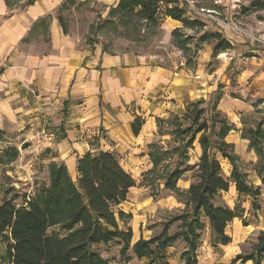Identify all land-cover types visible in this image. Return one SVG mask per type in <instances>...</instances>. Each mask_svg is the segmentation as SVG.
<instances>
[{"label":"crops","instance_id":"0c3cea01","mask_svg":"<svg viewBox=\"0 0 264 264\" xmlns=\"http://www.w3.org/2000/svg\"><path fill=\"white\" fill-rule=\"evenodd\" d=\"M72 1L36 0L27 5L25 0V4L9 5L7 0H0V153L7 147H15L19 151V158L15 162L8 166L0 165V175L3 169L18 163L28 170L23 155H33L35 160L46 166L51 162L63 163L75 181L78 158L86 153L101 151L122 157L129 173L135 165L142 179L141 176L152 168L149 147L161 137L158 135L157 120L165 122L172 116L181 117L188 103L209 99L219 86L212 83L216 72H205L207 62L202 57L197 58V66L191 69L185 67L183 59L179 60L180 63L171 61L168 65H162L157 62V56L133 52L110 53L102 45L90 44L71 34L70 28L63 22L64 33L59 22V18H62L59 9L69 8ZM77 1L79 4L88 0ZM90 1L96 3L101 15H107V22L114 21L115 18L109 17V14L117 8L119 0ZM179 6L182 7V4ZM163 10L164 7H161L156 23L148 25L157 27V33L171 42L172 31L181 30L183 26L165 17ZM189 15L187 12L186 18L203 24L204 27L197 30L200 36L208 32L206 20L202 17L189 18ZM142 23L146 24V21ZM225 35L233 46L232 41H237L233 38L235 35L228 30ZM176 51L180 56L181 52ZM225 72L226 68L220 70L221 75ZM240 76L241 79L245 76L251 79L249 84L246 83L249 85L247 92L244 87L239 90L245 98L235 99L224 93L218 110L235 129L227 135L226 143L233 145L235 153L237 148L242 147L249 162L255 163V154L247 151V141L240 138L239 119L242 115L252 114L254 100L264 99V71L248 74L242 71ZM239 85L242 88L241 80ZM136 117L144 121L137 136L130 126ZM42 127L52 128L56 135L55 142L44 145L45 150L28 146V149H22V145ZM193 150L195 163L191 165L189 162L191 166L198 163L201 155L196 142ZM236 155L243 158L241 154ZM217 159L228 165L229 175L225 177H229V163L220 157ZM187 175L190 178L184 180ZM191 175V172L186 173L179 181L181 191L188 189ZM254 182V185H260L256 178ZM232 191L238 198L231 184L227 193L220 194V200L221 196ZM162 193L163 197L154 201L148 209L150 212L164 209L170 215L172 209H182L172 193L164 190ZM237 219L241 220L235 218L228 225L236 227L237 238L229 236V245L212 247L219 253V259L201 257L199 246L198 264H230L234 257L242 253V247L252 232L239 230L235 225ZM161 226L149 229L142 225L137 231L131 227L132 243L140 238L150 239L161 231ZM175 231L176 227L173 226L169 233ZM183 248V244L177 243L167 249L169 264H181L179 256Z\"/></svg>","mask_w":264,"mask_h":264},{"label":"trees","instance_id":"16d2710c","mask_svg":"<svg viewBox=\"0 0 264 264\" xmlns=\"http://www.w3.org/2000/svg\"><path fill=\"white\" fill-rule=\"evenodd\" d=\"M34 1L27 0L26 4L31 5ZM7 3L11 5L10 0ZM181 4L182 7L176 0H119L109 17H119L120 21L137 17L154 25L163 6L165 17L182 23L181 30L171 33L172 45L190 66L191 38L182 30L197 31L204 26L197 20L186 18L185 0H181ZM245 11H264V0L252 1ZM59 22L66 33L62 18ZM211 42L212 57L233 50L221 34L206 32L197 39L195 51ZM231 97L237 99L234 95ZM221 99V87L218 86L207 107L204 100L188 103L181 117L172 116L178 144L171 149L156 145L149 147L152 168L141 176L142 182L151 190L172 193L182 205L178 214L165 220L158 234L132 243V230L127 226V220L132 216L125 214L121 206L126 203L129 191L136 186L135 180L113 153H86L77 160L75 181L63 163L51 162L47 166L46 181L35 184L33 192L20 198L21 204L15 203L17 196L8 198L12 190L4 191L5 195L0 198V264H110L99 249L114 242L120 246L119 255L125 263L135 259L144 264H169L167 249L181 243L184 246L179 256L181 264H198L197 250L204 230L210 233L211 247L229 245L231 238L226 235V229L235 218H239L240 211L238 206L231 209L222 203L220 194L227 193L232 184L238 198L251 201L254 213L261 211L264 99L252 103L251 115L240 117V138L247 141V151L255 154L254 164L242 162L233 145L226 143L227 135L235 129L218 110ZM162 124L163 121L157 120L159 136L162 135ZM143 125L144 121L136 117L130 125L132 133L137 136ZM195 142L201 155L198 163L191 166L188 152ZM173 155L172 169L161 168ZM217 156L229 163V177L223 175ZM18 158L17 148L7 147L0 153V165L8 166ZM189 172L192 174L191 183L186 191H181L178 183ZM251 175L259 180V186L250 181ZM173 226L176 231L170 234ZM247 262L264 264V231L258 232L248 253L237 255L230 264Z\"/></svg>","mask_w":264,"mask_h":264},{"label":"rangeland","instance_id":"374dc122","mask_svg":"<svg viewBox=\"0 0 264 264\" xmlns=\"http://www.w3.org/2000/svg\"><path fill=\"white\" fill-rule=\"evenodd\" d=\"M176 1L179 5L181 4V0ZM252 1L254 0H228V3L220 4L216 3L218 0H185L186 5H184V8L186 12L190 14L189 18L201 17L197 13V10L201 8L213 10L215 14L212 16L215 21L208 20L205 24L208 28V32H217L221 34L223 38H226L225 34L228 30L235 35L233 38L235 37L237 40L236 42L232 41V51L212 57V42L203 44L199 47L197 52L195 51L194 46L200 36V31L182 30L184 35L191 38L189 45L190 52L188 53V56H190L192 60L190 66L186 65L182 53L180 56L177 55L178 53L176 48L173 47L172 41H167L164 35L157 33V27L142 23L137 17H131L126 21H120L119 17H114L115 19L113 22H107V20H109L107 15H101L99 7L90 0L86 3L79 4L77 0H73L69 8L63 7L59 9V14L62 15L64 25L70 28L69 32L71 34L83 38L90 44L95 43L96 45H102V47L110 53L112 51L133 52L146 56H157V62L162 65H168L171 61L183 59V61H185V67L189 69L196 67L197 58L202 57L207 62L205 63V72H216V77L212 83H214V85L218 84L221 87L222 95L226 93L229 97L234 95L238 99H244L245 95L239 93V90H243V87L245 88L244 90L249 88L248 84L251 79L249 77L247 78V75L244 79H241V72L244 71L248 74L250 72L259 73L262 70L264 71V11L247 13L245 10ZM20 2L25 4V0H10L11 4L16 5H19ZM203 20L205 19L203 18ZM217 22L225 24V28H222L223 26L219 25ZM228 27L230 28L228 29ZM231 28L236 29V32L231 30ZM194 52L196 53L194 54ZM225 68L226 72L221 75L220 70ZM240 80L243 84L242 88H239ZM250 90H252V88ZM208 101L209 99L206 100L205 107H207ZM255 101L256 100H254V102ZM175 128L176 126L172 122V117H170L162 124V135L160 138H157L154 144L163 149H171L176 146L178 140L175 139ZM49 129L53 131L52 128ZM28 141L22 146L26 148L28 146L38 150H45L44 148H46L44 145H31ZM236 153L243 156V158L240 157L242 162L254 164L249 162L248 155L244 153L242 147L237 148ZM188 154L190 155L189 162L192 165L195 163L194 150H189ZM32 156L23 155V162L24 160L27 161L28 170L20 167L19 163L18 165H11L5 170L3 169L0 175V186L3 187V189L0 190V198L5 195L4 191L12 190L8 198L17 196L18 200L15 203L21 204L22 201L20 198L33 192L35 184H42L45 182L47 177V166L45 163L35 160ZM116 157L122 168L126 170L136 183V186L129 191L126 203L121 206L125 214L132 216L130 220H127L128 227H132L136 231L138 228H141L142 225L144 228L154 229L160 224H163L170 216L179 213V210L176 209H172L170 215L164 209L150 212L148 209L152 206L153 202L159 201L161 197H163V190L155 191V189L151 190L149 187L145 186L138 175L136 166L132 164V172L129 173V170L126 169L125 166L126 161L124 160L123 162V158L120 156ZM217 157L219 158V156ZM174 162L175 156H169L161 168L172 169ZM220 164L223 175L228 176V165L226 166L221 160ZM246 170L249 169L247 168ZM5 171L8 172L5 173ZM188 177L190 178V175H187L184 180H187ZM250 181H255L252 175L250 176ZM256 184H258V182ZM261 193L262 195L259 198L261 211L256 213L251 210V201L249 199L237 198L233 191L223 197L221 196L220 201L228 207H239V218H241L242 221L240 219L235 221V225L238 226L239 230L252 232L246 240L245 246L242 247V253H248L252 240H254L258 232L264 231V187H261ZM153 195L157 196V198L152 199L151 196ZM142 221L143 223H141ZM226 233L232 238H237L236 227L228 226ZM1 251L2 247H0V253ZM119 251L120 246L115 242L99 249L101 255L107 259L110 264H144V262H139L135 259H132L129 263H125L121 259ZM200 252L201 257L205 256L209 259L210 256V258H214V260L219 259V253L214 251L211 247L210 233L208 230H204L201 234ZM128 255H131V253L129 252Z\"/></svg>","mask_w":264,"mask_h":264},{"label":"built area","instance_id":"2783aa9c","mask_svg":"<svg viewBox=\"0 0 264 264\" xmlns=\"http://www.w3.org/2000/svg\"><path fill=\"white\" fill-rule=\"evenodd\" d=\"M216 3H228V0H218V2ZM198 15H200L202 18H204L206 21H215V19L213 18V14H215V11L213 10H207V9H199L197 10ZM218 23V22H217ZM219 25L223 26L222 28H225V24L223 23H218ZM230 27H228L229 29ZM231 30H233L234 32H236V29L231 28ZM32 95H34V92H31ZM56 139V135L54 132H52L50 129L48 128H40L38 130H36L31 138L29 139L28 143H30L31 145H52L55 142Z\"/></svg>","mask_w":264,"mask_h":264}]
</instances>
